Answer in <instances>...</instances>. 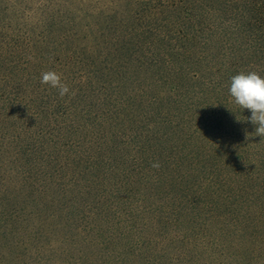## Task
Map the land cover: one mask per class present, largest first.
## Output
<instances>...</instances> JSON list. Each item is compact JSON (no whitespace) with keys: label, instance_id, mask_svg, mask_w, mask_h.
Listing matches in <instances>:
<instances>
[{"label":"trees","instance_id":"16d2710c","mask_svg":"<svg viewBox=\"0 0 264 264\" xmlns=\"http://www.w3.org/2000/svg\"><path fill=\"white\" fill-rule=\"evenodd\" d=\"M96 2L0 0V264H264V0Z\"/></svg>","mask_w":264,"mask_h":264},{"label":"clouds","instance_id":"9594fccd","mask_svg":"<svg viewBox=\"0 0 264 264\" xmlns=\"http://www.w3.org/2000/svg\"><path fill=\"white\" fill-rule=\"evenodd\" d=\"M40 83L57 89L61 98L70 93L68 85L62 81L61 74L56 71L42 72ZM229 93L236 106L250 111L251 114L246 119L255 126V136L264 138V78L254 71L236 74L231 77ZM71 95L74 96L75 92ZM159 166V162H154L152 165L154 168Z\"/></svg>","mask_w":264,"mask_h":264},{"label":"rangeland","instance_id":"374dc122","mask_svg":"<svg viewBox=\"0 0 264 264\" xmlns=\"http://www.w3.org/2000/svg\"><path fill=\"white\" fill-rule=\"evenodd\" d=\"M86 1H87L89 4H91V5H94V4L97 3V2H96L97 0H84V2H86ZM248 258H249V257H248ZM246 262H247L246 264H249V260H247ZM250 264H251V263H250Z\"/></svg>","mask_w":264,"mask_h":264}]
</instances>
